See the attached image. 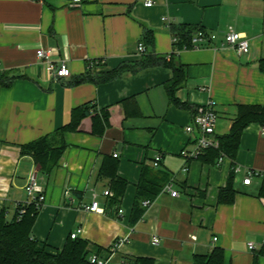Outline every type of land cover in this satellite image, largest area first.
Returning <instances> with one entry per match:
<instances>
[{
    "label": "crops",
    "instance_id": "crops-1",
    "mask_svg": "<svg viewBox=\"0 0 264 264\" xmlns=\"http://www.w3.org/2000/svg\"><path fill=\"white\" fill-rule=\"evenodd\" d=\"M154 1L148 7L145 0H83L78 6L71 0H0V74L8 78L0 83V215L15 217L18 204L29 200L26 185L36 173L44 201L33 236L55 248L81 228L78 237L89 242L90 254H105L115 240L127 238L117 254L141 264H194L196 254L215 247L224 249L226 264H264V127L251 123L245 129L235 160L227 155L209 163L181 155L195 148L196 136L185 128L199 106L213 104L216 133L223 135L239 103L264 104V0ZM231 29L250 40L248 53L225 42ZM199 30L216 38L193 45ZM40 47L55 48V61L66 62L72 75L56 79L37 58ZM145 55L173 57L186 67L176 95L188 107L170 102L165 84L174 73L164 65L125 71L106 83H72L94 62L95 72H103ZM130 97L140 116L126 117L123 101ZM86 102L110 108L112 124L103 135L67 132L69 146L50 173L21 153L22 145L55 134ZM105 156L116 158L118 175L128 182L121 197L110 178L100 176ZM145 166L168 178L156 197L141 201L143 212L133 219ZM234 167V201L219 203ZM248 170L257 173L245 184ZM169 183L178 196L166 189ZM95 200L102 212L86 208Z\"/></svg>",
    "mask_w": 264,
    "mask_h": 264
},
{
    "label": "trees",
    "instance_id": "trees-1",
    "mask_svg": "<svg viewBox=\"0 0 264 264\" xmlns=\"http://www.w3.org/2000/svg\"><path fill=\"white\" fill-rule=\"evenodd\" d=\"M180 33L183 35L182 37H185L184 34H189V31L185 33L181 31ZM97 63L90 64L87 74L75 79L72 83L85 81L96 84L106 83L117 79L125 71L137 72L146 67L164 65L172 68L174 73L173 78L165 84L170 102L185 107L189 106L176 95L177 90L186 81V67L183 64H177L173 57L167 59L165 56L145 55L141 60L124 62L117 68L103 72H95ZM259 69L264 73V57L259 60ZM0 83L7 84L8 78L0 74ZM123 102L127 118L141 115L139 105L134 97L127 98ZM251 123H258L264 127V104L239 103L230 131L227 134L217 135L219 146L204 150L199 158L204 162L216 163L221 153H225L235 160L242 135ZM111 124L110 108H98L92 102H86L73 108L71 120L60 127L55 134L22 145L21 153L31 155L41 171L50 173L58 165L65 149L69 146L65 141L67 132H86L101 136ZM234 171L233 168L226 186L219 191V203L234 201L236 194L233 184ZM100 176L110 178L117 197L124 195L128 182L118 175L116 158L105 156L100 169ZM167 178V174L164 172L156 173L146 166L143 168L142 177L137 184L133 219L141 216L143 212V208L140 207L141 201L156 197ZM260 195L264 196V181ZM41 206L42 202L27 201L18 204L14 218L8 220L4 213L0 215V264H91L87 240L69 236L63 247L55 248L46 242H40L33 236V226ZM137 260L142 262L140 259ZM194 264H226L224 249L215 247L209 254H196ZM255 264L258 263L255 262Z\"/></svg>",
    "mask_w": 264,
    "mask_h": 264
},
{
    "label": "built area",
    "instance_id": "built-area-1",
    "mask_svg": "<svg viewBox=\"0 0 264 264\" xmlns=\"http://www.w3.org/2000/svg\"><path fill=\"white\" fill-rule=\"evenodd\" d=\"M82 2L83 0H71V5L78 6ZM154 2H155L154 0H145V5L151 7L153 6ZM215 38L216 35L214 33H208L204 30H199L192 36L191 42L193 45L199 46L210 40H214ZM176 39L177 38H175L174 40L176 41ZM225 42L233 46L239 54H245L250 51V46H251L250 40L242 32L231 29L225 34ZM138 49L140 52H145V45L141 43ZM55 52L56 49L53 47L46 49L40 47L37 49L36 54H37V58L40 61L46 63L47 69L56 79L70 77L72 75L71 69L69 68L66 62L55 61L54 59ZM218 118H219L218 112L216 111L212 103L199 106L198 108H196L192 122L188 124L185 128L187 133L195 134L196 136L194 141L195 148L191 150L184 148L181 151V155L183 157L187 159H190L192 157H199L204 150L210 147L219 146V140L217 138V133H216ZM114 155L118 156L117 153H115ZM226 157L227 155L225 153H221L217 162L218 163L222 162ZM161 160H162V156L157 155L155 157V162H154L155 166H159ZM185 170H188V167H186ZM234 170L239 171V168L234 167ZM256 173L257 172L255 170H248L244 178V183L250 184L253 176ZM166 189L171 191V194L173 196L179 195V192L173 189L171 183L167 184ZM26 191L29 196L28 201L36 200L40 203L44 201L43 189L41 185L38 183L36 173L31 175L30 180L26 185ZM105 193L109 195L111 194V191L107 190ZM146 203H149V201H146ZM86 208L90 211H95V212L103 211V209L99 205V202L96 200L91 205H88ZM81 230L82 229L79 228L77 231L72 232L71 237L77 238ZM126 239L127 238L115 240L113 244L110 246L108 252L105 254L99 252L91 253L89 255L90 263L91 264H141L137 260V258L119 256L117 254L118 249L126 241ZM153 242L159 243L160 238L158 236H154ZM249 248L253 250L255 248L254 243L250 242Z\"/></svg>",
    "mask_w": 264,
    "mask_h": 264
}]
</instances>
